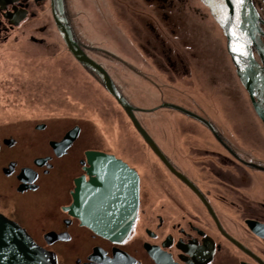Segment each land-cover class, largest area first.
<instances>
[{"label":"rangeland","instance_id":"1","mask_svg":"<svg viewBox=\"0 0 264 264\" xmlns=\"http://www.w3.org/2000/svg\"><path fill=\"white\" fill-rule=\"evenodd\" d=\"M255 3L264 21V3ZM79 5L80 14H89L92 40L132 59L92 47L99 63L128 91L129 99L138 101V108L149 110L134 115L158 153L101 81L67 48L50 0L39 4L31 0L26 18L16 24L9 23L0 11V140L13 141L4 144L0 167L10 160L21 166L40 164L34 160V165L33 159L50 154L56 140L78 127L75 150L58 162L60 168L54 176H61L63 163L74 165L73 175L80 174L76 160L82 150L95 149L135 169L143 189L151 190L152 202L155 199L157 203V194L169 188L173 191L171 204L183 205V176L179 173L183 174V165L192 166L183 159V141L191 146L214 139L201 121L214 125L238 151L247 141L262 138V123L226 52L222 29L204 3L79 0ZM162 13L164 19L158 17ZM164 104L193 112L201 121ZM38 125L45 127L37 129ZM9 193L8 186L0 184L3 201ZM215 194L219 196L211 193ZM171 209L175 215L183 213L179 207ZM41 229L36 232L49 230ZM28 230L42 244L35 232ZM45 248L49 251L54 246Z\"/></svg>","mask_w":264,"mask_h":264},{"label":"flooded vegetation","instance_id":"2","mask_svg":"<svg viewBox=\"0 0 264 264\" xmlns=\"http://www.w3.org/2000/svg\"><path fill=\"white\" fill-rule=\"evenodd\" d=\"M43 1L34 0V3ZM249 1L259 19L253 26L256 29L255 39L264 47V21L257 11L255 0ZM260 1L264 3V0ZM29 3L31 0H17L13 6H7V10L12 11L15 7L18 12H28ZM238 5L241 12L245 8L250 16L253 15L245 0ZM158 17L164 19L165 16L162 13ZM257 25L263 35L257 30ZM250 44L256 62L261 65L255 44L251 40ZM228 56L235 66L232 57ZM84 69L99 79L93 71ZM201 122L214 139L198 141L191 146L183 141V159L192 163L188 167L183 165V174L179 173L183 176V205L171 204L173 191L169 188L157 194V203L155 199L152 202L151 190L143 189L141 177L136 171L139 177L138 208L132 229L122 243L96 235L82 224L75 213L76 182L82 178L89 180L87 170L91 166L86 152L100 151L82 150L81 157L76 160L80 174L73 175L74 165L63 163L65 167L61 176H54L55 170L60 168L58 162L68 158L75 150L74 144L80 133L78 127L73 128H78L79 133L66 149L55 151L52 147L50 154L33 159V164L34 160H42L40 164L21 166L10 160L6 166L0 167V184H6L10 192L5 201L0 195V213L22 225L36 242L28 230L32 229L44 245L36 242L39 246L44 249L54 246L49 251L54 254L57 264H264L263 130H260L262 138L247 141L245 146H241L242 151H238L234 142L224 138L214 125ZM262 126L264 129L263 123ZM6 143V140H0V154L5 152ZM23 169H30L33 173L21 174ZM50 174L51 177H48ZM172 175L182 181L175 173ZM245 191L247 194L254 192L250 195L257 198H251ZM152 192L157 193L156 190ZM213 192L219 196L211 195ZM172 207H179L183 213L173 214ZM38 226L49 230L36 232L41 229L36 228ZM51 233L60 236H51Z\"/></svg>","mask_w":264,"mask_h":264},{"label":"water","instance_id":"3","mask_svg":"<svg viewBox=\"0 0 264 264\" xmlns=\"http://www.w3.org/2000/svg\"><path fill=\"white\" fill-rule=\"evenodd\" d=\"M16 1L0 0V11L11 24H16L27 16L26 11L18 12L15 7L12 11H6L7 6H13ZM201 1L209 7L213 18L222 29L226 38V49L235 64L237 76L246 87L255 113L264 125V47L255 39L256 29L253 26L259 19L251 2L245 0L248 10L253 13L252 16L245 8L241 12L235 0H223V5L216 0ZM50 3L54 16L59 17L57 26L67 48L81 65L99 77L101 84L124 109L140 135L158 153L134 115V112L146 110L136 108L139 102L129 99L125 87L106 66L100 65L92 47L131 61L132 59L109 51L107 44L92 40L89 14H80L79 0H50ZM257 30L263 35L259 25ZM250 40L260 55L261 65L253 56ZM233 47L238 51H233ZM162 106L178 110L194 119L199 118L171 104ZM36 128L43 129L44 125H38ZM78 133V128L68 131L61 142L52 144L53 149L55 151L66 149ZM7 144L12 145L13 141L7 140ZM86 157L91 166L87 170L89 180L82 178L76 182L75 213L82 224L96 235L115 243H122L132 229L138 208V174L122 160L110 154L88 151ZM39 161L42 160H37ZM12 166L13 164L10 165ZM29 171L23 169L22 174H29ZM51 236L59 238L60 235L51 233ZM0 264H56V259L52 252L37 245L23 228L0 214Z\"/></svg>","mask_w":264,"mask_h":264},{"label":"snow or ice","instance_id":"4","mask_svg":"<svg viewBox=\"0 0 264 264\" xmlns=\"http://www.w3.org/2000/svg\"><path fill=\"white\" fill-rule=\"evenodd\" d=\"M217 3H219L220 5H223V0H216ZM235 2L237 4H242L243 3V0H235ZM233 51H238V49H236L235 47H233ZM243 54V53H241Z\"/></svg>","mask_w":264,"mask_h":264},{"label":"clouds","instance_id":"5","mask_svg":"<svg viewBox=\"0 0 264 264\" xmlns=\"http://www.w3.org/2000/svg\"><path fill=\"white\" fill-rule=\"evenodd\" d=\"M219 26V25H218ZM224 35V34H223ZM225 37V36H224ZM238 77V76H237ZM125 98V97H124ZM125 100L127 101V99L125 98ZM252 102V101H251ZM130 104V103H129ZM131 105V104H130ZM132 106V105H131ZM253 106V105H252ZM136 108H138V107H136ZM139 109H141V108H139ZM142 110H144V109H142ZM147 111H149V110H146V112ZM188 112H190V111H188ZM194 115H196V114H194ZM191 117V116H190ZM258 117V116H257ZM193 118V117H192ZM260 120V119H259ZM140 124V123H139ZM101 152V151H100ZM102 153H104V152H102ZM107 154V153H106ZM121 160V159H120Z\"/></svg>","mask_w":264,"mask_h":264},{"label":"bare ground","instance_id":"6","mask_svg":"<svg viewBox=\"0 0 264 264\" xmlns=\"http://www.w3.org/2000/svg\"><path fill=\"white\" fill-rule=\"evenodd\" d=\"M56 264H57V262H56Z\"/></svg>","mask_w":264,"mask_h":264}]
</instances>
